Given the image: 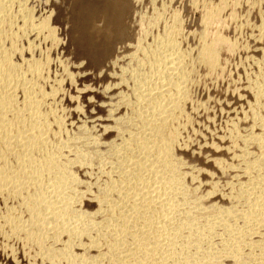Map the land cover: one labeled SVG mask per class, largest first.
<instances>
[{"label":"bare ground","instance_id":"6f19581e","mask_svg":"<svg viewBox=\"0 0 264 264\" xmlns=\"http://www.w3.org/2000/svg\"><path fill=\"white\" fill-rule=\"evenodd\" d=\"M237 1L191 2L203 12L191 50L183 46L177 11L170 15L155 4L151 16H136L134 43L125 46L132 51L112 61L111 82L89 98L110 100L101 103L108 113L102 133L91 126L75 134L57 108L62 79L51 76L50 53L39 52L41 42L64 43L53 14L38 18L28 0H0V233L21 241L30 264H264V51L246 83L254 100L244 121L229 124L223 146L208 145L231 161L202 156V145L193 154L229 176L228 183L214 180L203 191L206 168L180 155L194 151V115L208 110L193 98L197 70L223 75L225 57L238 51L225 35ZM104 30L94 25V33ZM216 196L226 204L213 201Z\"/></svg>","mask_w":264,"mask_h":264},{"label":"rangeland","instance_id":"374dc122","mask_svg":"<svg viewBox=\"0 0 264 264\" xmlns=\"http://www.w3.org/2000/svg\"><path fill=\"white\" fill-rule=\"evenodd\" d=\"M138 1L139 0H137V3L135 0H50V1L49 0H39V1L38 0L29 1L28 0L27 2L29 7H31L35 11L36 17L38 18L46 17L47 15H50V13L53 14V18H54L53 26L58 30L57 31L58 38L62 39V42H64L62 46H60L59 48L53 45L51 46L50 45L51 41L49 40H48L49 44L47 41H45L44 43L41 42L40 45L42 46V43H43V46L42 48L41 46H39V49H41L39 50V52H42V54L45 52L46 55L50 53L49 55H51V59L53 60L51 63L52 64L51 66L52 72L50 71L52 73L51 76L56 77L58 81L62 79L60 82L63 83L64 85L62 84V88L59 89L61 93L59 94V97L57 99V103H58L57 108L59 107L58 109L62 110V111L60 110L59 111L60 113L62 112L61 114H64V116H66L64 117L65 122L67 123V125L70 123L68 125V129H70L71 131H75V134L76 132L77 134H79V131L76 130L78 129V127L79 129L80 128L82 129V127L83 129H85L88 127L90 128L92 126V128L97 127L98 131H99L98 127H100V131H101L102 127L100 124L104 126L106 122L105 120L108 119V113L107 111L104 112V110H102V106L104 105V103L110 102V100L107 99V97L103 98L105 97L104 95H101V97L98 96L99 98L96 97L95 100L93 101L92 100L90 101L89 98L91 96L93 97L96 94V91L98 90V88L104 89L106 85L111 82V77L109 73L112 74V72L115 71L113 67H110V64L113 63L112 61H117L118 59V61L120 60L121 62L123 61V56L129 54L132 51L131 48L129 50H126V47L128 46V44L134 43L133 40H135L134 37H136V35H135V32H133V29H131V24L133 23L132 20L135 19L136 16L137 17L140 16V13L141 15L151 16L153 9L155 8V4L158 10H162L166 8L168 11V14L170 13V15L172 14L171 10L173 12L177 11L178 14H180L181 19L184 22V30L186 33L184 34L185 36L184 40L185 39L186 40L185 41L183 40V46L185 47V50H191V48L193 47L196 48V45L198 44V41H197L198 39H196V37H193L192 35H194L193 34L194 32L196 33L200 31V28H201L200 19L202 17L203 12L200 11L201 7H199L197 10H195L194 8H193L194 10L191 9L190 4L193 0H141L139 2ZM196 1L197 3L200 1L198 4L199 6H202L205 3H209V2L215 3L218 0H211V1L210 0L208 1L207 0H202V1L196 0ZM238 1H237V4H238ZM241 1L242 0L239 1L238 5L236 3H235L236 5H234L233 12L236 13L237 15L234 16L233 18L231 17L232 19L230 18L231 22L229 21L230 10H227V12L229 13L227 12L225 13L226 18L227 16H229L227 18L228 19L227 21L228 23L230 22L228 27L231 28V29L228 28L225 30V31H228V32H225V35L231 38V41L232 40L233 42H235V40L237 41L238 44L236 42L235 44H237L238 51H236L233 56L232 55L228 57H225V55L223 56L226 58V62L229 61L227 64L225 63V67L227 68H225L226 70L225 72H223L224 73L223 75L218 76L214 74L215 76L211 75L213 77L212 78L209 75H207V73H205L206 70H203L202 68H201L202 70L200 68L197 70V73H199L197 74V80H198L197 84H199L200 88L199 86L196 87V89L194 88L193 98L194 99L196 98L195 100L197 102H201V103L202 101L203 103L207 102L206 107L208 108V110L206 109L202 111L201 112L202 114L200 112L196 113V115H194L196 119L193 118L192 124L194 125L191 127L192 129L190 132L191 133L194 132V134H191V133L190 134L193 137L194 136L195 137L193 138L191 135L190 136L193 139V143L194 144L196 143L195 147H194V144H192L193 146H191L192 147L191 150L194 149L195 152L192 150L194 152L192 153V151L190 150L191 152L189 153L180 154V155L186 154V155H182L183 157L186 156V158L184 157L186 164L188 161V165H191L193 167L198 166V168L200 167V169L206 168V170L204 169L205 174L206 172H208L207 169L211 170L209 171V174L207 173L208 175L215 173V175L213 174L212 176H209V177L207 175L205 176V174L201 176V179H202L201 181L203 182L207 181L206 184L204 182L205 186H204L203 191L205 192L213 189L212 186H214L213 184L215 183V181L217 182L220 181L219 183L221 185H225V183H228L229 176L228 178L226 176H225L226 178L224 176H221L213 164L211 163L206 164V162H204L202 159H200L199 157H196L193 154L199 155L201 154V152H203L201 155L209 158L210 160H213L216 156H219L216 158L221 157L223 159L231 161L230 159L231 155L226 154V153L224 155L222 153H216V152L214 153V151H212L208 145L212 143H217L219 146H223L224 143H221L222 140L220 139V137L224 136V134L229 130L228 129L229 124L233 123V121H237L238 119L245 117L246 112L249 110L248 109L249 105L254 100L253 97L249 95V93L247 92L248 89L245 88L247 87L246 85H248L246 83H248L252 79L253 76L255 77V75H257L258 69L257 67H254L256 65L254 60H258V59L260 60L263 56L262 51H264V48H263L264 42H261L258 40L259 28L261 27L260 23L262 25V23L264 22V13H263L264 12V0H259V1L258 0H254V1L245 0L246 1V2L244 1L245 3L243 2L242 4H240ZM257 2L260 4L262 3L261 4L262 8L261 6H259L260 4L258 5ZM248 3H250V5ZM254 3L255 4L257 3V4L255 5ZM254 5L256 6L255 9H253L255 7ZM238 6H240L241 8ZM237 9H240V10H237ZM251 10H254V11L252 12ZM170 15L167 16V19L170 17ZM233 20L235 21V24L233 23L234 22ZM94 25L98 26L101 30H103L104 28H106V30L96 31V33H94L95 32ZM189 34H190V38L188 37ZM192 38H195L197 42L195 41V39L193 40ZM188 45L190 47H188ZM251 59H252V62H251ZM83 62L86 64H84ZM64 68H66L65 71H64ZM69 73L74 77L73 79L70 76H69L70 78L68 77ZM77 75L80 77H78ZM217 77L218 78L220 77L222 79V80L220 79L221 82L218 81ZM203 78L206 80H204ZM212 79H215L217 81L212 80ZM53 80L55 81V79ZM211 80H212V83H211ZM199 81L202 82V84ZM53 83L54 82L52 81L51 84ZM51 84H50V88L52 86ZM50 88L48 86L47 90H49ZM94 89L95 91H91ZM232 90L233 92H231ZM234 92H235V96L233 95ZM237 93L239 94L237 95ZM102 102H103V105L101 104ZM77 106L78 108H76ZM81 107L83 108L82 110H81ZM79 108L81 111L79 110ZM105 108L107 107L105 106ZM245 109H246V112H245ZM75 110H77L78 112H75ZM87 118L89 119V122ZM240 120L242 121L243 119H240ZM246 121L247 120H245V122H242V124L244 125L242 126L245 128L248 126ZM195 128L197 130L196 132L193 131V129L195 130ZM72 133L74 134V132ZM108 139H105V140H108ZM203 145H207L208 148L204 146L205 149L202 150ZM199 146H201L202 149H200ZM197 148L200 149L199 154L197 153L199 152ZM207 149H209L210 151L208 152ZM204 153L205 155H203ZM207 153L211 154L212 158L209 157L210 155L206 156ZM192 155L195 158L192 157ZM211 179L212 181H210ZM216 197H214L215 199H213V201H216V202L218 201L221 204H226V202L222 200V198H219V197L216 198ZM0 204L2 206V207L0 206L1 207L0 210H2V208L4 207V204L1 201H0ZM83 208L93 209V207L91 206L89 207L86 206ZM0 232H1V229H0ZM3 234L4 232H2V234L0 233V264H21V263L30 264L29 259L32 256V254L24 253L25 251H23V245L21 241L16 238H14L15 240L10 239L9 236L6 235L7 234L6 231H5L4 237H3ZM10 249L11 250L13 249L12 250L14 252L13 257H9L7 254V252Z\"/></svg>","mask_w":264,"mask_h":264}]
</instances>
